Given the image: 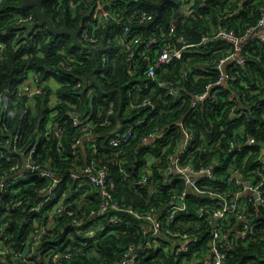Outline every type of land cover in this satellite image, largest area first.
Listing matches in <instances>:
<instances>
[{
	"label": "clouds",
	"instance_id": "clouds-1",
	"mask_svg": "<svg viewBox=\"0 0 264 264\" xmlns=\"http://www.w3.org/2000/svg\"><path fill=\"white\" fill-rule=\"evenodd\" d=\"M0 264H264V0H0Z\"/></svg>",
	"mask_w": 264,
	"mask_h": 264
}]
</instances>
